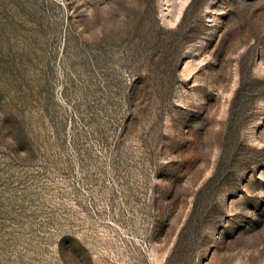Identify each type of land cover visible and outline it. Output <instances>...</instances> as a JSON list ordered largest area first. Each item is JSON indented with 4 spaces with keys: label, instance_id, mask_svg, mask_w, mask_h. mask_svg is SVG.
Instances as JSON below:
<instances>
[{
    "label": "rangeland",
    "instance_id": "374dc122",
    "mask_svg": "<svg viewBox=\"0 0 264 264\" xmlns=\"http://www.w3.org/2000/svg\"><path fill=\"white\" fill-rule=\"evenodd\" d=\"M190 1L0 0V264H264V0Z\"/></svg>",
    "mask_w": 264,
    "mask_h": 264
},
{
    "label": "trees",
    "instance_id": "16d2710c",
    "mask_svg": "<svg viewBox=\"0 0 264 264\" xmlns=\"http://www.w3.org/2000/svg\"><path fill=\"white\" fill-rule=\"evenodd\" d=\"M195 2H196V0H191L190 3H189V5H188V7L192 6ZM241 87H242V84L240 85L239 88H241Z\"/></svg>",
    "mask_w": 264,
    "mask_h": 264
}]
</instances>
